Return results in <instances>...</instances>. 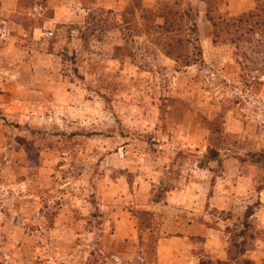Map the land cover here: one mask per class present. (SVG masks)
I'll list each match as a JSON object with an SVG mask.
<instances>
[{"label":"rangeland","instance_id":"374dc122","mask_svg":"<svg viewBox=\"0 0 264 264\" xmlns=\"http://www.w3.org/2000/svg\"><path fill=\"white\" fill-rule=\"evenodd\" d=\"M74 1L0 0V19L27 47L22 58L39 83L50 82L42 95L28 87L31 71L18 70L27 101L0 100V264H49V255L53 264L121 258L123 230L113 238V213L126 214L134 228H157L162 219L152 225L143 207L183 181L172 188L166 176L185 177L211 162L207 177L190 172L208 180L197 199L206 211L227 185L225 159L238 161L229 171L239 168L243 177L239 203H231L240 213L208 211L214 221L231 219L227 249L234 254L245 241L246 256L264 263V56L215 43L203 0H124L111 8L80 0L84 11L52 20L55 5ZM258 2L213 0L216 14L228 18ZM2 24L0 45L8 40ZM14 55L12 68L21 59ZM17 89L10 87L14 99ZM57 222L63 231H52ZM154 236L130 247L127 264L153 259Z\"/></svg>","mask_w":264,"mask_h":264},{"label":"crops","instance_id":"0c3cea01","mask_svg":"<svg viewBox=\"0 0 264 264\" xmlns=\"http://www.w3.org/2000/svg\"><path fill=\"white\" fill-rule=\"evenodd\" d=\"M97 1L101 2L105 7L111 8L121 4L124 0ZM3 6H5V3ZM54 8L55 12L52 20L54 22L63 23L67 22L68 19L73 16L71 10L74 8L82 9V4L80 0H76L74 1V4H71L70 6L68 3L63 5H55ZM82 10L84 11V9ZM1 23H3V35L4 37H7L8 40H5L6 42L3 40L0 45V73H3V76L0 75V100L5 99V101L11 104L27 101V96H25L27 91H25V89L23 90L24 83L22 79H15V73L18 70L31 71L33 80L30 82V86L28 87H40V90L37 92H41L42 95H45L44 88L50 84L49 80H47V83H39V81L35 79L33 75L34 66L29 63V61H25L22 58L25 57L26 53L28 52L27 47L20 43H16V41H20L21 38L16 36L15 33L11 31L10 28L12 23L9 20L0 19V24ZM34 30L36 33L38 30L42 32L41 28L38 27L34 28ZM24 35L27 34L24 33ZM9 43L11 45H7ZM31 51L35 52V49H31ZM16 52L21 56V59H18L20 62H15L14 68H12V65L14 64L12 62V56H15L14 54ZM46 54L47 53H43L44 56ZM47 55L51 56V54ZM13 86L19 88L17 89V96L15 99L12 95L13 92L10 91V87ZM11 96L13 99L8 101L9 97ZM8 107H10V105ZM8 110L12 111L13 109L9 108ZM233 160L234 159L223 160V168H225L226 174L224 178H221H223L222 182L227 183V185L223 187V190L221 189V192H219L220 194L217 193L218 191H214L213 196L209 198L211 206L206 211L204 209H200L197 199L202 197V192H200L202 188L200 185L201 182L207 185L208 180H197L195 179V176L190 174V172L207 177L206 173L212 174L210 169L206 170V167L210 165L211 162H209L207 166L205 165L206 167L186 169L185 172H187L185 177L181 175L176 177L175 171L170 173L171 176H166L165 180L166 183H169V187H172L171 183L173 181H175V183H177L180 179H183V181H181L177 187H175V190L171 189V191H169L167 195L162 198V200L152 201L147 206L143 207L144 210L153 214L152 225L155 224L156 218L159 219V221L162 219L160 224L157 225V228L148 226L145 228V231L137 229L136 227L134 228V222H130L129 218H126V214L124 218L120 220L116 214L113 213V215H111V223H113V227H111L113 238L117 236L116 232H119L122 229L124 249L121 252L123 254L121 258L115 254H112L111 257L106 258V264H127L128 259H131L130 257H132V254L130 253V247L136 245V243L140 242L141 240L148 241L150 239V235L153 234H155L154 237H156L155 249L153 253V259L150 262L146 261L147 264H198L203 257L209 258L211 260H226L228 257V243L224 228H227L231 224V219L222 218V220L219 221V218L216 217L214 221L212 219V214L209 211L219 210L221 213L223 212L225 214L239 216V206L233 207L231 206V203H239V197L241 195V191L239 192V187H242L241 181L243 180V177L239 175V168H237V170L230 169L229 171V168L233 166L235 162H238ZM233 171H236L237 173L233 174ZM209 183L211 184V180H209ZM231 183L233 184L232 186L235 187V190L227 189ZM58 223L59 222L55 224L54 228H51L52 231H63L65 227H63V224ZM142 232L144 233L143 237H141ZM118 235H121V233ZM54 242L58 243L60 242V239H57ZM44 249H46V247H44ZM140 249L141 251H144L145 247H141ZM247 257L252 259L254 264H264L262 262V256L260 258H257V256L253 255H249ZM48 258H50L49 264L56 263L53 256L49 255ZM139 259L141 262L146 260V258H142L141 256Z\"/></svg>","mask_w":264,"mask_h":264},{"label":"trees","instance_id":"16d2710c","mask_svg":"<svg viewBox=\"0 0 264 264\" xmlns=\"http://www.w3.org/2000/svg\"><path fill=\"white\" fill-rule=\"evenodd\" d=\"M207 4L206 18L213 27V40L215 43L220 40L235 43L237 49L243 50L242 56H247L246 50L255 51L264 56V0H259L256 8L248 13L239 16L225 17L223 14H216V7L213 0H203ZM262 70V71H261ZM264 74L263 67L259 70ZM259 79V78H258ZM142 213H145L142 211ZM253 214V209L249 211V216ZM139 229L141 227L139 226ZM245 241L234 244L238 248L236 253L227 249L226 260H211L201 258L198 264H254V261L246 256L247 249Z\"/></svg>","mask_w":264,"mask_h":264},{"label":"built area","instance_id":"2783aa9c","mask_svg":"<svg viewBox=\"0 0 264 264\" xmlns=\"http://www.w3.org/2000/svg\"><path fill=\"white\" fill-rule=\"evenodd\" d=\"M39 8H40L41 10L43 9L41 6H39ZM46 35H47V37H50V33H47Z\"/></svg>","mask_w":264,"mask_h":264}]
</instances>
